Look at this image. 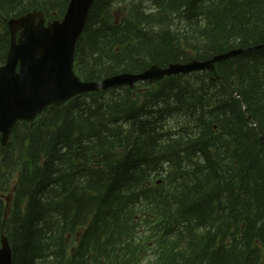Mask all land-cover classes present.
Here are the masks:
<instances>
[{
	"label": "trees",
	"instance_id": "1",
	"mask_svg": "<svg viewBox=\"0 0 264 264\" xmlns=\"http://www.w3.org/2000/svg\"><path fill=\"white\" fill-rule=\"evenodd\" d=\"M68 3L0 0V66L7 20ZM261 44L264 0H95L73 71L100 82ZM1 235L11 264H264V48L17 122Z\"/></svg>",
	"mask_w": 264,
	"mask_h": 264
},
{
	"label": "water",
	"instance_id": "2",
	"mask_svg": "<svg viewBox=\"0 0 264 264\" xmlns=\"http://www.w3.org/2000/svg\"><path fill=\"white\" fill-rule=\"evenodd\" d=\"M95 0H69L60 21L45 24L41 13L32 12L7 21L10 45L0 66V146L7 144L17 122L31 123L49 106L59 107L77 95L111 88L132 89L139 82L155 83L165 77L213 72L215 64L264 48H234L206 61L191 60L165 68L150 66L139 74L119 73L100 82L82 81L73 71L75 45ZM0 264H11L5 235L0 237Z\"/></svg>",
	"mask_w": 264,
	"mask_h": 264
},
{
	"label": "rangeland",
	"instance_id": "3",
	"mask_svg": "<svg viewBox=\"0 0 264 264\" xmlns=\"http://www.w3.org/2000/svg\"><path fill=\"white\" fill-rule=\"evenodd\" d=\"M124 16V12L120 10V8H117L115 18L117 20L121 19Z\"/></svg>",
	"mask_w": 264,
	"mask_h": 264
},
{
	"label": "flooded vegetation",
	"instance_id": "4",
	"mask_svg": "<svg viewBox=\"0 0 264 264\" xmlns=\"http://www.w3.org/2000/svg\"><path fill=\"white\" fill-rule=\"evenodd\" d=\"M47 23V22H46Z\"/></svg>",
	"mask_w": 264,
	"mask_h": 264
}]
</instances>
